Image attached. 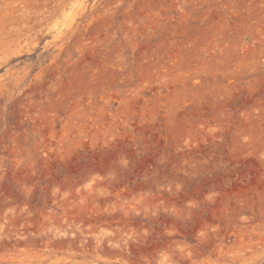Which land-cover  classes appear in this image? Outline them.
<instances>
[{
    "label": "rangeland",
    "instance_id": "obj_1",
    "mask_svg": "<svg viewBox=\"0 0 264 264\" xmlns=\"http://www.w3.org/2000/svg\"><path fill=\"white\" fill-rule=\"evenodd\" d=\"M0 264H264V0H0Z\"/></svg>",
    "mask_w": 264,
    "mask_h": 264
}]
</instances>
